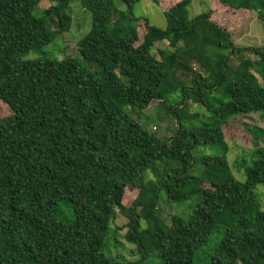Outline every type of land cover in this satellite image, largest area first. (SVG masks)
I'll use <instances>...</instances> for the list:
<instances>
[{
	"label": "trees",
	"instance_id": "obj_1",
	"mask_svg": "<svg viewBox=\"0 0 264 264\" xmlns=\"http://www.w3.org/2000/svg\"><path fill=\"white\" fill-rule=\"evenodd\" d=\"M41 1L0 0V101L11 110L0 117V264H156V257L196 264L220 229L223 238L203 264H264V211L255 192L264 184V148L241 183L222 127L235 116L264 117V47H238L212 11L190 18L193 0H171L165 29L135 16L141 0H50L55 4L36 17ZM76 1L91 16L78 41L81 59H51L43 50L70 32ZM217 1L257 13L264 26V0ZM160 42L172 51L155 55ZM246 52L256 59L242 57ZM31 53L39 57L27 59ZM173 94H181L169 107L179 128L168 140L125 111L165 105ZM191 101L210 116L190 113ZM209 147L218 153L195 158ZM143 174L152 178L131 205ZM162 191L173 204L199 200L188 218L167 223ZM117 214L128 219L135 261L105 252Z\"/></svg>",
	"mask_w": 264,
	"mask_h": 264
},
{
	"label": "rangeland",
	"instance_id": "obj_2",
	"mask_svg": "<svg viewBox=\"0 0 264 264\" xmlns=\"http://www.w3.org/2000/svg\"><path fill=\"white\" fill-rule=\"evenodd\" d=\"M174 1L160 0L159 7L151 0H141L133 10L137 17H147L151 25L158 28H166V19L164 12L172 6ZM50 0H42L34 10L36 17H42L44 12L54 5ZM217 0H193L188 7L189 17L194 18L204 12L212 11V18L217 22L222 23L231 34L232 41L242 48L264 47V26L258 18L257 13L246 10H232L226 7H220ZM121 9L125 7L121 6ZM69 13L72 16V26L70 32L61 36L53 44L47 46L43 51L51 59L62 60L66 57L81 59L79 55L78 41L91 28V16L87 14L79 2H73L70 5ZM141 29L144 31L143 22ZM52 28L55 29L54 26ZM168 49L172 51L166 43H157L153 48V53L158 56L160 49ZM39 54L31 53L27 59H36ZM244 58L256 59L253 54L248 52L242 54ZM235 63L237 60L234 59ZM86 65V63H83ZM91 71L98 73L99 66L95 64H87ZM194 69L200 71L195 65ZM100 77L101 74L99 73ZM124 83H127V78L120 77ZM260 84L264 87V81L260 78ZM186 83L191 85L190 76L184 77ZM181 94L170 95L165 105L159 101H154L146 110L140 112L132 106L127 105L125 111L130 114L135 120L141 123L142 127L162 140H168L178 131V124L175 117L169 112V107L173 106L180 100ZM188 110L190 113H200L203 117L210 116L202 106L189 102ZM11 114V110L0 101V117H5ZM184 127H191L190 123H184ZM225 140L229 146L228 160L230 170L234 177L241 183L246 180V171L251 168L255 161V151L259 148H264V117L262 113L254 112L246 115L235 116L229 118L222 123ZM218 151L212 148H199L195 150L194 156L196 159L204 155H214ZM198 166V165H197ZM200 166L195 168L194 174L198 175ZM152 178L149 174L141 175L132 186V195L129 203L132 205L143 194L146 184ZM209 186V185H208ZM258 201L261 209L264 211V184L259 185L256 189ZM198 196L192 197L190 200L181 203L173 204L167 201L164 191L160 193L159 211L167 223L173 216L188 218L194 205L198 203ZM129 204V205H130ZM128 219L117 214L111 224L110 240L108 239L105 252L113 257H121L127 262L137 260L140 256L134 244H131L126 235L128 232ZM223 238V230L220 229L211 235L207 243L201 247L197 254L196 264H203L207 256L214 253L216 247L220 244ZM200 258V259H199ZM154 263L161 264L160 260L153 258Z\"/></svg>",
	"mask_w": 264,
	"mask_h": 264
}]
</instances>
